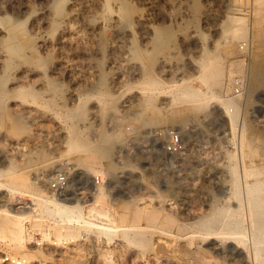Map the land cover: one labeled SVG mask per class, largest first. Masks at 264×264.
<instances>
[{"label": "rangeland", "instance_id": "rangeland-1", "mask_svg": "<svg viewBox=\"0 0 264 264\" xmlns=\"http://www.w3.org/2000/svg\"><path fill=\"white\" fill-rule=\"evenodd\" d=\"M39 1L18 0V5L25 8L22 9L25 10L24 14L6 15L8 24L16 34L14 45L6 48L7 46L2 43L3 40L0 39V58L3 56L0 59V207L11 212L32 214L31 211H37V216L59 218L69 224L67 226L69 228L66 227L63 231L59 228L57 235L64 236L71 242L79 239L83 234L85 239L81 242L76 241L65 249L54 247L41 249L28 243L24 225L26 218L22 219L23 240L21 241L14 238L17 225L12 224L11 217L2 214L1 216H5L7 230H0V264H5L1 261L4 253L21 257L22 253L17 244L22 243L27 246V253L30 256L29 261H26L27 264H258L259 262L264 264V233L261 232L264 229L262 228L264 227V193L262 194L259 188H254L256 190L252 188L256 183L261 185V178H264V0L257 3L258 6L253 0H246L244 2L246 8L243 12L236 11L237 14L231 11L229 16L220 12L215 6V15L210 18L211 20L209 19V22L218 26L216 30L203 24L205 0H186L189 5H193L194 12L188 16L184 14L183 17L180 15L181 3L158 0L160 15L156 14L150 20L145 46H141L142 43L138 38L128 45L129 52L126 53L129 58L128 64L119 67L110 63L107 46L95 47L96 55L91 57L93 59L91 66L97 74L95 77L87 78L89 81L81 77L82 79L79 78L75 82L66 76L53 80L49 75V66L53 61L52 53L42 55L38 47L31 43L35 35L32 34L30 21L38 9ZM208 1L214 2V0ZM262 11L263 13H260ZM134 13L138 11L135 10ZM232 14L233 16H230ZM229 17H233L231 21ZM159 20L161 23L158 22ZM238 20L241 22L240 26L235 24ZM191 21L195 26L188 29L186 23ZM241 32H243L242 37ZM156 44L157 48H155ZM26 65L37 67L44 65L42 68L39 67L37 79L40 84L18 81L19 71ZM203 67L207 69L203 71ZM8 68L14 69L10 71ZM132 68L137 70L140 76L133 78L128 75L124 85L130 86L133 83L130 87L138 89L140 83L138 81L143 80L147 88L151 89L148 88L150 90L147 89L146 94L141 93L140 89H130L124 97L115 96L113 90L118 84V75ZM98 73L102 74L98 75ZM235 76L243 79V86L239 105L234 113V131L231 132L228 125L229 114L222 106L221 98L240 95L234 93L232 80ZM160 77H163L162 80ZM186 78H190L189 81H186ZM168 83L174 87L171 88ZM180 87H186L192 94H200V96L175 105L171 100L174 95H179ZM70 89L82 99L80 96L79 100L72 98L70 94L73 91ZM166 89H169L168 91L172 89L173 93L171 91L168 93ZM26 91L33 95H29ZM204 94L208 97L205 98ZM109 95L116 97V100L114 97L109 99ZM19 96L21 98H18ZM45 96L48 97L47 100ZM90 96L98 98L94 100L95 98ZM11 98L14 100L12 101ZM22 99L26 100L25 103ZM37 99L41 102H37ZM43 100L48 106H42L41 103L45 104ZM97 100H100L99 104ZM39 106L45 107L47 111L42 107L38 108ZM66 108L70 110L69 113ZM52 113L56 116L54 117ZM67 119L72 121L68 122ZM58 120L61 124H57ZM62 121L66 124H62ZM167 127L180 132L187 148L185 155H171L163 148V140L158 132L164 131ZM249 162L251 163L248 164ZM11 165L12 167H7ZM68 166L75 170L71 179L75 185L89 188L92 173H101L106 185H100L101 187L98 186L91 192L92 194L84 201L87 203L84 209L76 208L66 213L61 207L38 200L36 197L54 198L46 197L47 182ZM255 178L257 181L261 180L255 183ZM254 192L259 193V196ZM246 194L247 197H244ZM57 200L65 203L59 198ZM16 203H24L28 209L20 210ZM246 206H249V210ZM254 206L259 210L262 209V212L256 214ZM78 213L82 214L83 220L90 223L76 224L71 218ZM99 215L101 217L98 218ZM200 215L203 220L200 219ZM103 224L105 228L100 226ZM233 228L235 229L232 230ZM223 229L225 232H222ZM231 230L239 233L233 235ZM209 232L212 233L208 236L211 238L203 239L202 236ZM132 236L134 239L131 240ZM225 237L229 239L226 240ZM247 245L249 247L251 245V248L249 249ZM35 250L40 252L42 257L35 256Z\"/></svg>", "mask_w": 264, "mask_h": 264}, {"label": "bare ground", "instance_id": "bare-ground-1", "mask_svg": "<svg viewBox=\"0 0 264 264\" xmlns=\"http://www.w3.org/2000/svg\"><path fill=\"white\" fill-rule=\"evenodd\" d=\"M18 0H0V37H3V38H5V39H3V38H0L1 40H3V42L2 43H4L5 44V46H7L6 48H8L9 46H13L14 44H13V42H14V40L16 39V34H15V32H14V30H13V28L8 24L9 22H7V19H6V15L9 13V14H15V15H17V14H24V12H25V10H22L24 7L22 6H19L18 5V2H17ZM158 0H40L39 2V4L37 5L38 6V9L36 10V12L34 13V15H33V17H32V19H31V21H30V23H31V26H32V34H34L35 35V37L33 38V42H31V43H33V45H35L36 47H38V49H39V51L41 52V54L42 55H46L48 52H51L52 53V56H53V61H52V63H51V65L49 66V75H50V77L51 78H53V80H54V78H59V77H61V76H66V77H70L74 82L77 80V79H79V78H83V79H87V78H91V77H95V75L97 74L96 73V70L93 68V66H91L92 64H91V60H93L91 57L92 56H94V55H96V52H95V47H98V46H103V45H106L107 47H106V50H107V53H108V59H109V61H110V63H113V64H117V65H119V67L120 66H122V65H125V63H127L128 64V61H129V58H127V54H128V45L129 44H131L132 42H134L135 41V39L136 38H138L139 40H140V42L142 43L141 44V46H145V42H146V37H147V34H148V27H149V25H150V20H151V18L153 17V16H155L156 14H159L160 15V11H161V9H160V7H159V4H158V2H157ZM162 1H164V2H170V3H175V2H177V3H181V5H182V14H180L182 17L184 16V14L186 15V16H188V15H190V14H192V12H194V8H193V5L191 6V5H189L187 2H186V0H162ZM190 1V0H189ZM206 2V4H205V11H204V18H203V21H204V25H206V26H208V27H211L213 30H216V28L218 27H216L215 25H211L210 24V22H209V19L212 17V16H214L215 15V11H216V8H215V6L217 7V9L218 10H220V12H222V13H225V14H229V13H231V11H244V9L246 8L245 6H244V2L246 1V0H214V2L213 3H210L208 0H205ZM255 3H256V5L258 6V4L257 3H260V1L262 2V0H253ZM17 2V3H16ZM21 2V1H20ZM169 3V4H170ZM191 3V2H190ZM162 4V3H161ZM195 4V3H194ZM198 4V3H197ZM252 5H253V3H252ZM174 6V5H173ZM254 6H255V4H254ZM176 7V6H175ZM197 7V6H196ZM249 7H250V5H249ZM251 8V7H250ZM249 8V9H250ZM25 9V8H24ZM169 9V8H168ZM173 9V8H172ZM176 9H178V8H176ZM197 9V8H196ZM257 9V8H256ZM262 9V8H261ZM17 10H18V13H17ZM135 10H137L138 11V13H134V11ZM255 10V9H254ZM166 11V10H165ZM203 11V10H202ZM219 12V13H220ZM234 12V13H235ZM248 12V11H247ZM250 12V11H249ZM175 13V12H174ZM197 13V12H196ZM218 13V12H217ZM237 13V12H236ZM260 13H263V11L262 12H260ZM176 14V13H175ZM179 14V13H178ZM238 14V13H237ZM245 14H247V13H245ZM264 14V13H263ZM177 15V14H176ZM196 15V14H195ZM234 15H236V14H234ZM262 15V14H261ZM19 16V15H18ZM178 16V15H177ZM185 16V17H186ZM193 16V15H192ZM200 16V15H199ZM229 16V15H228ZM230 16H233V14L232 15H230ZM27 17V16H26ZM160 17V16H159ZM198 17V16H197ZM255 17V16H254ZM14 18V17H13ZM16 18V17H15ZM166 18V17H165ZM169 18V17H168ZM192 18H194V16L192 17ZM230 18V17H229ZM233 18V17H232ZM232 18H230L229 20L231 21V19ZM174 19H175V16H174ZM196 19V18H195ZM194 19V23L196 22V20ZM10 20V19H9ZM191 20V19H190ZM211 20V19H210ZM225 20V19H224ZM155 21V20H154ZM234 21V20H233ZM240 20H238V23H237V21L235 22V24L236 25H239L241 22H239ZM13 22V21H12ZM159 23H161V21L159 20L158 21ZM157 21H156V23H158ZM222 22V21H221ZM243 22V21H242ZM217 23V22H216ZM218 23H220V22H218ZM260 23H261V21H260ZM14 24V23H13ZM17 24V23H16ZM214 24V23H213ZM234 24V25H235ZM12 25V24H11ZM169 25V24H168ZM221 25V24H220ZM244 25V24H243ZM21 26V25H20ZM19 26V27H20ZM29 26V25H28ZM30 26V27H31ZM193 26H195V25H193L192 24V21L191 22H188V23H186V27L189 29V28H194ZM203 26V25H202ZM205 26V27H206ZM225 26V25H224ZM240 26V25H239ZM242 26V25H241ZM252 26V25H251ZM261 26V25H260ZM198 27V26H197ZM204 27V26H203ZM224 28V27H223ZM227 28V27H226ZM235 28V27H234ZM246 28V27H245ZM170 29V28H169ZM198 29V28H197ZM196 29V30H197ZM210 29V28H209ZM211 29V30H212ZM233 29V28H232ZM252 29V28H251ZM25 30V29H24ZM24 30H22V31H24ZM172 30V29H171ZM179 30V29H178ZM219 30V29H218ZM226 30V29H225ZM243 30V29H242ZM181 31V30H180ZM231 30H229V32H230ZM25 32V31H24ZM49 32H51V34H49ZM150 32V31H149ZM177 31H175V33H176ZM216 32V31H215ZM226 32V31H225ZM29 33H31V31L29 32ZM170 33V32H169ZM174 33V32H173ZM172 33V34H173ZM195 33H197V32H195ZM191 34V33H190ZM224 34V33H223ZM232 34H233V32H232ZM33 35V36H34ZM187 35V34H186ZM195 35V34H194ZM193 35V36H194ZM225 35V34H224ZM229 35V34H228ZM242 35H243V32H241V37H242ZM245 35V34H244ZM171 36V35H170ZM205 35H203V37H204ZM235 36V35H234ZM237 36V35H236ZM29 37V36H28ZM165 37V36H164ZM167 37H168V35H167ZM226 37V36H225ZM229 37V36H228ZM185 38V37H184ZM198 38V37H197ZM196 38V39H197ZM222 38H223V35H222ZM235 38V37H234ZM167 39V38H166ZM185 39H187V38H185ZM189 39V38H188ZM216 39V38H215ZM159 40H160V38L158 39V42H159ZM219 40V39H218ZM199 42V41H198ZM203 42V41H202ZM217 42V41H216ZM158 44V43H157ZM157 44L155 45L156 47L155 48H157ZM1 46V45H0ZM4 46V45H3ZM2 46V47H3ZM252 46V45H251ZM34 48V47H33ZM141 48V47H140ZM14 49H15V47H14ZM143 49V48H142ZM141 49V50H142ZM16 50V49H15ZM144 50V49H143ZM142 50V51H143ZM1 51V50H0ZM17 51V50H16ZM138 51H139V49H138ZM4 52H7V51H4ZM14 52V51H13ZM19 52V51H18ZM18 52L16 53V54H18ZM25 52V51H24ZM27 52V51H26ZM145 52V51H144ZM9 53V52H8ZM39 53V52H38ZM127 53V54H126ZM146 53H148V52H146ZM11 54V53H10ZM142 54H143V52H142ZM3 55V54H2ZM1 56V55H0ZM5 56V55H4ZM6 56H7V54H6ZM22 57V56H21ZM20 57V58H21ZM39 57V56H38ZM44 57V56H43ZM145 57V56H144ZM2 58H3V56H2ZM2 58H0V59H2ZM10 59H11V57H9ZM41 58V57H40ZM94 58V57H93ZM143 58V57H142ZM101 59V58H100ZM135 59V58H134ZM29 60V59H28ZM41 60H44V59H41ZM166 60V59H165ZM164 60V61H165ZM7 61H8V59H7ZM16 61H18V59H16ZM131 61V60H130ZM144 61V60H143ZM210 61V60H209ZM12 62V61H11ZM34 62V61H33ZM167 62V61H166ZM8 63V62H7ZM198 63V62H197ZM16 64V63H15ZM20 64V63H19ZM95 64V63H94ZM100 64H102V63H100ZM147 64V63H146ZM200 64H202V63H200ZM6 65V64H5ZM10 65H11V63H10ZM21 65V64H20ZM23 65V64H22ZM143 65V64H142ZM42 66V65H41ZM44 66V65H43ZM42 66V67H43ZM107 66H109V65H107ZM201 66V65H200ZM16 67V66H15ZM40 67V66H39ZM37 67L36 65H31V66H24V67H22L21 69H20V71H19V74H18V81L19 82H25V81H30V82H38V84H40V82L38 81L39 79H37L38 78V75H39V70H40V68H42V67ZM202 67V66H201ZM12 68V67H11ZM122 68V67H121ZM200 68V67H199ZM205 67H203L202 69H203V71L204 70H206L207 68H205ZM9 69V68H8ZM14 69V68H13ZM13 69H11V70H13ZM171 69V68H170ZM201 69V70H202ZM10 70V69H9ZM10 70V71H11ZM113 70V69H112ZM201 70H200V73H201ZM208 70H210V69H208ZM103 71V70H102ZM117 71V70H116ZM127 71V70H126ZM126 71H123L122 73H120L119 75H118V73H117V75H118V84L117 85H115V89L113 90V92H114V94H115V96H119L120 98L121 97H124L126 94H127V92L131 89V90H135V89H132L130 86L131 85H133V83L131 84L130 82V86H129V84H128V86L127 85H124V81H125V78H127L128 77V75L129 76H132L133 78L134 77H139L140 75H139V72L137 71V70H133V68L131 69V70H129L128 72H126ZM159 71V70H158ZM170 71V70H169ZM172 71H174V70H172ZM101 72V71H100ZM10 73V72H9ZM109 73V72H108ZM151 73H153V72H151ZM150 73V74H151ZM200 73H198V74H200ZM12 74V73H11ZM11 74H10V76H11ZM42 74V73H41ZM99 74H102V73H98V75ZM154 74V73H153ZM160 74V73H159ZM8 75V74H7ZM46 75V74H45ZM103 75H105L104 73H103ZM155 75V74H154ZM202 75V74H201ZM9 76V77H10ZM16 76V75H15ZM114 76V75H113ZM156 76V75H155ZM203 76V75H202ZM44 77V76H43ZM42 77V78H43ZM188 77V76H187ZM189 77H191V76H189ZM194 77V76H193ZM197 77V76H196ZM6 78V77H5ZM81 78V79H82ZM105 77H103V79H104ZM141 78V77H140ZM163 78V77H162ZM162 78L160 77V79L162 80ZM182 78H184V77H182ZM62 79H63V77H62ZM94 79V78H93ZM175 79H177V78H175ZM190 79V78H189ZM189 79H187L186 78V81H189ZM58 80V79H57ZM64 80V79H63ZM63 80H61V81H63ZM88 80V79H87ZM110 80V79H109ZM113 80V79H112ZM133 80V79H132ZM136 80V79H135ZM145 80V79H144ZM17 81V80H16ZM41 81H43L42 79H41ZM56 81V80H55ZM60 81V80H59ZM79 81V80H78ZM85 81V80H84ZM89 81V80H88ZM182 81H184V80H182ZM185 81V82H186ZM50 82V81H49ZM53 82V81H52ZM52 82H51V84H52ZM93 82V81H92ZM92 82H90V83H92ZM98 82V81H97ZM110 82H112V81H110ZM138 82H140V83H138L139 84V86H138V89H140V92L141 93H147V89L148 88H150V87H148L147 88V86H146V84H144V82H143V80H139ZM161 82V81H160ZM162 82H164V81H162ZM168 82V81H167ZM17 83V82H16ZM45 83V82H44ZM60 83V82H59ZM58 83V84H59ZM63 83V82H62ZM147 83V82H146ZM165 83V82H164ZM174 83V82H173ZM19 84H21V83H19ZM29 84V83H28ZM32 84V83H31ZM34 84V83H33ZM64 84V83H63ZM79 84V83H78ZM82 84V83H81ZM88 84H89V82H88ZM93 84V83H92ZM137 84V83H136ZM135 84V85H136ZM137 84V85H138ZM172 84V83H171ZM176 84V83H175ZM177 84H179L178 82H177ZM177 84H176V86H177ZM24 85V84H23ZM47 85H48V82H47ZM60 85V84H59ZM77 85V84H76ZM87 85V84H86ZM165 85H166V83H165ZM168 85H170L169 83H168ZM181 85V84H180ZM190 84H188V86H189ZM13 86V85H12ZM16 86H19V85H16ZM63 86V85H62ZM71 86V85H70ZM79 86V85H78ZM77 86V87H78ZM104 86V85H103ZM126 86V87H125ZM151 86V85H150ZM171 86V85H170ZM186 86V85H185ZM187 86V87H188ZM38 87V86H37ZM53 87H55V86H53ZM53 87H51V88H53ZM59 87H61V86H59ZM77 87H76V89H77ZM80 87V86H79ZM84 88L86 87L85 85L83 86ZM107 87V86H106ZM110 87V86H109ZM152 87V86H151ZM172 87H174V86H171V88ZM14 88V87H13ZM22 88V87H21ZM25 88V87H24ZM29 88V87H28ZM49 88V87H48ZM58 88V87H57ZM62 88V87H61ZM61 88H60V90H59V88H58V90L59 91H62L61 90ZM108 88V87H107ZM106 88V89H107ZM155 88V87H154ZM181 88V87H180ZM188 88H190V87H188ZM188 88H186V87H184V88H181L180 90H181V92L179 93V95L177 94L176 96L174 95V97H173V99L171 100V102L172 103H175V105L177 104L178 105V103L180 104V102H182V101H186V100H188V101H191V100H193L194 98H197L198 96H200V94L199 95H197V94H192L190 91H189V89ZM34 89V88H33ZM42 89H44V88H41V90ZM75 89V90H76ZM97 89V88H96ZM138 89H136V90H138ZM151 89V88H150ZM150 89H148V90H150ZM175 89V88H174ZM179 89V88H178ZM2 90V89H1ZM9 90H10V88H9ZM16 90V89H15ZM18 91H19V89H17ZM21 90V89H20ZM25 90V89H24ZM45 90V89H44ZM84 90V89H83ZM110 90V89H109ZM112 90V89H111ZM155 90V89H154ZM158 89H156V91H157ZM167 91L169 90V89H166ZM172 90V89H171ZM170 90V91H171ZM176 90V89H175ZM190 90H192V89H190ZM196 90V89H195ZM11 91V90H10ZM51 91V90H50ZM49 91V92H50ZM70 91H73V90H71L70 89ZM88 91V90H87ZM98 91V90H97ZM107 91H108V89H107ZM162 91V90H161ZM170 91H168V93L170 92ZM25 92V91H24ZM27 92V91H26ZM52 92H53V89H52ZM99 92H100V90H99ZM112 92V91H111ZM137 92V91H136ZM148 92H150V91H148ZM163 92V91H162ZM172 92V91H171ZM203 92V91H202ZM7 93H9V92H7ZM27 93H29V92H27ZM37 93V92H36ZM35 93V94H36ZM43 93V92H42ZM51 93V92H50ZM78 93H80V92H78ZM77 93V94H78ZM84 93V95H85V92H83ZM88 93V92H87ZM92 93V92H91ZM90 93V94H91ZM106 93V92H105ZM104 93V94H105ZM110 93V92H109ZM156 93V92H155ZM157 93H159V91H157ZM173 93V92H172ZM10 94V93H9ZM8 94V95H9ZM19 94V93H18ZM23 94V93H22ZM25 94V93H24ZM30 94H32V93H29V95ZM46 94V93H45ZM57 94V93H56ZM56 94H55V96H56ZM61 94V93H60ZM97 94V93H96ZM99 94V93H98ZM101 95H102V93H100ZM113 94V95H114ZM160 94V93H159ZM159 94H157V95H159ZM202 94V93H201ZM207 94V93H206ZM240 94V93H239ZM28 94H27V96H29ZM33 95V94H32ZM59 95V94H58ZM69 95V94H68ZM67 95V96H68ZM71 95V97L72 98H74L75 97V100H79V98L81 97L80 95V97L78 96V95H76L75 94V92L73 91L72 92V94H70ZM83 95V96H84ZM87 95V94H86ZM89 95V94H88ZM92 95H94V93H92ZM112 95V94H111ZM150 95V94H149ZM205 95V94H204ZM203 95V96H204ZM1 96H3L2 94H1ZM6 96V95H5ZM16 96V95H15ZM18 96V95H17ZM16 96V97H17ZM21 96H23V95H21ZM21 96H19L18 98H21ZM26 96V97H27ZM60 96V95H59ZM58 96V97H59ZM61 96H62V94H61ZM60 96V97H61ZM105 96V95H104ZM138 96H139V94H138ZM137 96V97H138ZM145 96V95H144ZM153 96V95H152ZM215 96V95H214ZM239 96H241V94L240 95H236V96H232V97H229V96H227L226 98L224 97V98H221V103L223 104L222 106H224V108H225V110H226V112L229 114V116H228V119H229V122H228V125H229V129H230V131L231 132H233L234 131V125H235V123H234V117H235V110L238 108V105H239ZM10 97V96H9ZM12 97V96H11ZM25 97V98H26ZM32 97H34V96H32ZM79 97V98H78ZM90 97H94V96H90ZM89 97V99H91ZM99 97H100V95H99ZM101 97H103V96H101ZM108 97V96H107ZM110 97H114V96H110L109 95V99H111ZM154 97H155V95H154ZM154 97H152L153 99H154ZM158 97V96H157ZM205 98L206 97H208V96H204ZM203 97V98H204ZM221 97H223V95H221ZM229 97V98H228ZM15 98V97H14ZM23 99H24V97H22ZM29 98V97H28ZM45 98H46V96H45ZM48 98V97H47ZM47 98H46V100H47ZM84 99L83 100H85L86 98L85 97H83ZM95 99L94 100H96L98 97L96 96V97H94ZM106 98V97H105ZM115 98V100H116V97H114ZM119 98V99H120ZM145 98V97H144ZM143 98V99H144ZM210 98V97H209ZM213 98V97H212ZM9 99V98H8ZM7 99V100H8ZM13 98H11V100H12ZM22 99V102H24L25 103V101L26 100H23ZM33 99V98H32ZM36 99V98H35ZM43 99V98H42ZM41 99V100H42ZM56 99V98H55ZM81 99H82V97H81ZM104 99V98H103ZM108 99V98H107ZM108 99V100H109ZM118 99V100H119ZM139 99V98H138ZM142 99V100H143ZM146 99V98H145ZM208 99V98H207ZM217 99L218 100H220L219 99V97H217ZM14 100V99H13ZM12 100V101H13ZM15 100H16V98H15ZM19 100V99H18ZM30 100V99H29ZM38 100V99H37ZM37 100H35V101H37ZM88 100V99H87ZM107 100V101H108ZM124 100H125V98H124ZM44 101V100H43ZM86 101V100H85ZM85 101H84V103H85ZM99 101L100 100H97V102H98V104H99ZM106 100H104V102H105ZM146 101V100H145ZM37 102H41L40 100H38ZM45 102V101H44ZM81 103H82V100L80 101ZM96 102V101H95ZM104 102H102L103 104H104ZM112 102V101H111ZM124 102H126V100L124 101ZM132 102V101H131ZM144 102V101H143ZM146 102H148V101H146ZM152 102V100H150V103ZM154 102V101H153ZM201 102V101H200ZM200 102H197V103H200ZM28 103V102H27ZM31 103V102H30ZM29 103V104H30ZM56 103V102H55ZM75 103V102H74ZM77 103V102H76ZM80 103V104H81ZM149 103V104H150ZM190 103V102H189ZM192 103V102H191ZM18 104V103H17ZM22 104V103H21ZM31 104H33V102L31 103ZM42 104V106H48L47 104H46V102H45V104H43V103H41ZM41 104H39V105H41ZM71 104V103H70ZM79 104V103H78ZM79 104V105H80ZM106 104H110V103H107L106 102ZM126 104V103H125ZM139 104V103H138ZM171 104V103H170ZM37 105H38V103H37ZM54 105V104H53ZM79 105H77L76 104V106H79ZM83 104H81V106H82ZM151 105V104H150ZM186 105V104H185ZM193 105H195L194 104V102H193ZM221 105V104H220ZM16 106V105H15ZM20 106V105H19ZM21 106H23V105H21ZM36 106V105H35ZM42 106H39L38 108H41ZM62 106V105H61ZM65 106V105H64ZM104 106H105V104H104ZM107 106V105H106ZM124 106V105H123ZM126 106H127V104H126ZM125 106V107H126ZM129 106V105H128ZM138 106V105H137ZM147 106V105H146ZM145 106V107H146ZM152 106V105H151ZM150 106V107H151ZM197 106H198V104H197ZM196 106V107H197ZM200 106V105H199ZM26 107V106H25ZM52 107V106H51ZM69 107V106H68ZM96 107V106H95ZM149 107V106H148ZM178 107V106H177ZM195 107V106H194ZM46 108H48V107H46ZM70 108V107H69ZM73 108V107H72ZM75 109L74 110H76V107H74ZM78 108V107H77ZM104 108V107H103ZM106 108V107H105ZM222 108V107H221ZM42 109H45V107L43 108L42 107ZM55 109V108H54ZM57 109V108H56ZM79 109H81L82 110V108H80L79 107ZM130 109V108H129ZM145 109V108H144ZM173 109V108H172ZM23 110V109H22ZM46 111H47V109H45ZM51 110V109H50ZM64 110H65V108H64ZM66 110H67V108H66ZM99 110V109H98ZM48 111H49V109H48ZM68 111V113L70 112V110H67ZM72 111V110H71ZM140 111V110H139ZM142 111V110H141ZM222 111V110H221ZM30 112V111H29ZM36 112V111H35ZM74 112V114H75V111H73ZM97 112V111H96ZM38 113V112H37ZM43 113V112H42ZM54 113V112H53ZM53 113H52V115H53ZM57 112H55L54 114H56ZM68 113H67V115H68ZM76 113H77V111H76ZM105 113V112H104ZM136 113V112H135ZM140 113V112H139ZM48 114V113H47ZM66 115V114H65ZM70 115V114H69ZM97 115V114H96ZM103 115V114H102ZM48 116H49V114H48ZM50 116H51V114H50ZM54 117L56 116V115H53ZM72 116V115H71ZM94 116V115H93ZM60 117V116H59ZM132 117H134V114H133V116ZM69 118V117H68ZM93 118H95V117H93ZM98 118V117H97ZM124 118V117H123ZM37 119V118H36ZM51 119H52V117H51ZM63 119V118H62ZM62 119H60V120H62ZM72 119H74V116H73V118ZM48 120V119H47ZM60 120H58L57 121V124H61V121ZM68 120V122H70V121H72V120H70V119H67ZM66 120V121H67ZM97 120V119H96ZM34 121V120H33ZM43 121V120H42ZM49 121V120H48ZM65 121V120H64ZM63 122V121H62ZM89 122V121H88ZM93 122H94V120H93ZM39 124H40V122H39ZM62 124H66L65 122H63ZM71 124V123H70ZM69 124V125H70ZM100 124V123H99ZM35 125V124H34ZM68 125V126H69ZM80 125V124H79ZM91 125V124H90ZM71 126V125H70ZM37 127V126H36ZM39 127V126H38ZM54 127H55V125H54ZM59 127V126H58ZM65 127V126H64ZM96 127H98L97 125H96ZM101 127V126H100ZM235 127H237V126H235ZM116 128V127H115ZM241 128H242V126H241ZM58 129V128H57ZM97 129V128H96ZM243 129V128H242ZM99 130V129H98ZM114 131V130H113ZM115 132V131H114ZM241 132V131H240ZM75 133V132H74ZM77 133V132H76ZM97 133V132H96ZM245 133V132H244ZM244 133H241V134H243L244 135ZM98 134V133H97ZM103 134V133H102ZM101 135V134H100ZM75 136H76V134H75ZM81 136V135H80ZM83 136V135H82ZM67 137H69V136H67ZM102 137V136H101ZM104 137H105V135H104ZM103 137V138H104ZM231 137H232V134H231ZM234 137V136H233ZM239 137V136H238ZM70 138V137H69ZM245 138V137H244ZM71 139V138H70ZM81 140V139H80ZM84 140V139H83ZM100 140V139H99ZM85 141V140H84ZM94 141V140H93ZM239 141V140H238ZM243 141H245V140H243ZM68 142V141H67ZM71 142V141H70ZM82 142V141H81ZM80 142V143H81ZM79 143V142H78ZM77 143V144H78ZM244 143V142H243ZM75 144V143H74ZM77 144H76V146H77ZM84 144H86V143H84ZM98 144V143H97ZM239 144V143H238ZM72 145H73V143H72ZM79 145V144H78ZM241 145V144H240ZM80 146V145H79ZM92 146V145H91ZM98 146V145H97ZM245 146V145H244ZM246 146H248V145H246ZM70 147V146H69ZM93 147V146H92ZM250 147V146H249ZM72 148V147H71ZM74 148V147H73ZM88 147H86V149H87ZM94 148V147H93ZM241 148V147H240ZM75 149H76V147H75ZM92 149V148H91ZM96 149V148H95ZM242 149H243V147H242ZM247 149V148H246ZM88 150V149H87ZM104 151V150H103ZM106 151V150H105ZM104 151V152H105ZM242 151V150H241ZM247 151V150H246ZM92 152V151H91ZM97 152V151H96ZM247 153V152H246ZM241 154V153H240ZM105 155V154H104ZM247 155V154H246ZM110 156V155H109ZM233 156V155H232ZM241 156V155H240ZM95 157V156H94ZM107 157V156H106ZM109 158V157H108ZM232 158V157H231ZM245 158V157H244ZM103 159V158H102ZM233 160V159H232ZM242 160V159H241ZM263 160V159H262ZM245 162V161H244ZM231 163V162H230ZM251 162H249L248 164H250ZM245 164H247V163H245ZM230 165V164H229ZM243 165V164H242ZM253 165V164H252ZM234 166V165H233ZM7 167H12V165L11 166H7ZM232 167V166H231ZM254 167V166H253ZM14 168V167H13ZM8 169V168H7ZM10 169V168H9ZM12 169V168H11ZM5 170V169H4ZM13 170H15V169H13ZM254 170V169H253ZM256 170V169H255ZM17 171V170H16ZM243 171H244V168H243ZM1 172V171H0ZM236 173V172H235ZM245 173V172H244ZM253 173V172H252ZM256 173V172H255ZM101 174V173H100ZM257 174V173H256ZM17 175V174H16ZM249 175H251V174H249ZM259 175V174H258ZM254 176V175H253ZM252 176V177H253ZM257 176V175H256ZM237 177V176H236ZM244 177H246V176H244ZM233 178V177H232ZM232 178H230V179H232ZM249 178H250V176H249ZM245 179V178H244ZM256 180L254 181L255 183H256V181H257V178H255ZM262 179V180H261ZM260 180H258V181H260V184L261 185H258V183H256L254 186H252V188L254 189V188H259L260 190L259 191H262V194L264 193L263 192V190H264V178H261ZM242 180V179H241ZM18 181V180H17ZM26 181V180H25ZM245 181V180H244ZM249 181V180H248ZM250 181H252V180H250ZM257 181V182H258ZM236 182V181H235ZM246 183V182H245ZM33 184V183H32ZM251 184H253V183H251ZM236 185V184H235ZM240 185V184H239ZM233 186V185H232ZM243 186V185H242ZM248 186V185H247ZM101 187V186H100ZM231 187V186H230ZM241 187V186H240ZM245 187H246V185H245ZM246 188H248V187H246ZM100 189V188H99ZM238 189V188H237ZM249 189V188H248ZM251 189V188H250ZM11 190V189H10ZM232 190V189H231ZM235 190V189H234ZM254 190H256V189H254ZM11 191H13V190H11ZM237 191V190H236ZM246 191V190H245ZM242 192V191H241ZM248 192V191H247ZM246 192V193H247ZM256 192V191H255ZM254 192V193H255ZM12 193V192H11ZM236 193V192H235ZM253 193V194H254ZM261 193V192H260ZM237 194V193H236ZM249 194V193H248ZM248 194H246V196H244V197H247V195ZM259 193H255V195L256 196H259L258 195ZM250 195V194H249ZM252 195V194H251ZM260 196H262L261 194H260ZM30 197V196H29ZM33 197V196H32ZM229 197V196H228ZM233 197V196H232ZM241 197V196H240ZM252 197V196H251ZM251 197H250V199H251ZM264 197V196H263ZM263 197H262V199H263ZM38 200H41V201H44V202H47V203H52L53 205H56V206H59V207H61V209L63 210V211H65L66 213L67 212H72L73 210H75L76 208L77 209H79L78 207H76V206H70V205H67L66 203H61L60 201H58L57 200V198H45V196H44V198H41V197H36ZM35 198V199H36ZM238 198V197H237ZM253 198H254V196H253ZM215 200V199H214ZM213 200V201H214ZM238 200V199H237ZM244 200V199H243ZM252 200V199H251ZM250 200V201H251ZM258 200V199H257ZM36 201V200H35ZM245 201V200H244ZM256 201V200H255ZM259 202H260V200H258ZM257 201V202H258ZM37 202H39V201H37ZM249 202V201H248ZM257 202H255V203H257ZM41 203V202H40ZM241 203V202H240ZM245 203V202H244ZM252 203V202H251ZM42 204V203H41ZM243 204V203H242ZM241 204V205H242ZM254 204V203H253ZM260 204V203H259ZM37 205V204H36ZM39 205V204H38ZM249 205V204H248ZM252 205V204H251ZM255 205V204H254ZM253 206V205H252ZM256 206H257V204H256ZM256 206H254L253 207V209H254V212L256 213V214H260V212H262L261 210H259V208H257ZM264 206V205H263ZM262 206V207H263ZM216 207V206H215ZM218 207H220V206H218ZM247 207V206H246ZM38 208H39V206H38ZM37 208V209H38ZM58 208V207H57ZM222 208V207H221ZM220 208V209H221ZM227 208V207H226ZM242 208V207H241ZM249 208V206L247 207V209ZM48 209V208H47ZM229 209V208H228ZM237 209V208H236ZM252 209V210H253ZM81 210V209H80ZM103 210V209H102ZM215 210H217L216 208H215ZM214 210V211H215ZM237 210H239V207H238V209ZM236 210V211H237ZM241 210V209H240ZM242 210H243V208H242ZM249 210V209H248ZM52 211V210H51ZM82 212V211H81ZM209 212H210V210H209ZM213 212V211H212ZM220 212H222V211H220ZM240 212V211H239ZM84 213V212H83ZM225 213V212H224ZM228 213H229V210H228ZM230 213H232V212H230ZM248 213V212H247ZM264 213V212H263ZM7 215V216H9V217H11L12 218V224H16L17 225V228H16V230H15V236H14V238L15 239H17L18 238V240H23V227H22V219H24V218H29V217H34L35 215L34 214H29V213H17V212H11V211H9V210H7L6 208H2V207H0V219H2L1 221H0V230L2 231V230H5L7 227H6V222H5V216H1V215ZM97 214H98V212H97ZM209 213H207V215H208ZM252 214V213H251ZM254 214V213H253ZM252 214V215H253ZM72 215V214H71ZM82 214H75V215H72V217H74V218H71L76 224H80V223H83V224H87L88 222L87 221H85V220H83V218L84 217H82L81 216ZM206 215V216H207ZM219 215V214H218ZM218 215H216V216H218ZM242 215V214H241ZM250 215V214H249ZM255 215V214H254ZM253 215V216H254ZM261 215H263V214H261ZM102 216H104V215H102ZM147 216H149V215H147ZM153 216V215H152ZM151 216V217H152ZM201 216V215H200ZM212 216V215H211ZM221 216V215H220ZM223 216V215H222ZM229 216V215H228ZM240 216V215H239ZM256 216V215H255ZM258 216V215H257ZM70 217V216H69ZM99 217H101L100 215L98 216V218ZM248 217V216H247ZM259 217V216H258ZM261 217V216H260ZM263 217H264V215H263ZM67 218V217H66ZM149 218V217H148ZM153 218V217H152ZM207 218H209V217H207ZM207 218H205V219H207ZM213 218V217H212ZM229 218V217H228ZM227 218V219H228ZM230 218H232V217H230ZM150 219V218H149ZM199 219V218H198ZM200 219H202V216H201V218ZM199 219V220H200ZM204 219V220H205ZM222 219V218H221ZM238 219V218H237ZM9 220V219H8ZM25 220V219H24ZM203 220V219H202ZM201 220V221H202ZM215 220V219H214ZM217 220V219H216ZM225 220V219H224ZM230 220V219H229ZM231 220H233V219H231ZM239 220V219H238ZM219 221H220V218H219ZM227 221V220H226ZM235 221V220H234ZM242 221V220H241ZM247 221V220H246ZM245 221V222H246ZM69 222H71L70 220H69ZM194 222H196V221H194ZM232 222V221H231ZM240 222V221H239ZM8 223V222H7ZM90 223V222H89ZM88 223V224H89ZM190 223V222H189ZM213 223H214V221H213ZM228 223V222H227ZM226 223V224H227ZM242 223V222H241ZM11 224V225H12ZM102 224V223H101ZM112 224V223H111ZM197 224V223H196ZM195 224V225H196ZM210 224V223H209ZM231 224V223H230ZM239 224V223H238ZM247 224V223H246ZM93 225V224H92ZM108 225H110V224H108ZM107 225V226H108ZM113 225V224H112ZM194 225V226H195ZM198 225H200V224H198ZM211 225H212V223H211ZM234 226H235V224H233ZM254 225V224H253ZM258 225V224H257ZM256 225V226H257ZM262 225V224H261ZM98 226V225H97ZM101 227L103 226L104 228H105V226H104V224L103 225H100ZM225 227H227L228 226V224H227V226L226 225H224ZM238 226V225H237ZM242 226V225H241ZM241 226H240V228H241ZM6 227V228H5ZM13 227V226H12ZM199 227V226H198ZM204 227V226H203ZM205 227H206V225H205ZM212 227H214V225L212 226ZM217 227V226H216ZM223 227V226H222ZM254 227V226H253ZM259 227V226H258ZM67 228H69V227H67ZM106 228H108V227H106ZM111 227H109V229H110ZM141 228V227H140ZM139 228V229H140ZM145 228V227H144ZM196 228V227H195ZM208 228V227H207ZM220 228V227H219ZM224 228V227H223ZM230 228V227H229ZM238 228V227H237ZM248 228H250V227H248ZM262 228H264V227H262ZM10 229V228H9ZM101 229H103V228H101ZM112 229V228H111ZM141 229H143V228H141ZM146 229V228H145ZM209 229V228H208ZM235 228H233L232 230H234ZM7 230V229H6ZM14 230V229H13ZM71 230V229H70ZM106 230H108V229H106ZM113 230V229H112ZM200 230V229H199ZM210 230H213V229H211L210 228ZM225 229H223V231L222 232H225L224 231ZM232 230H231V232H232ZM240 230V229H239ZM248 230V229H247ZM260 230V229H259ZM105 231V230H104ZM110 231V230H109ZM137 231H138V228H137ZM140 231V230H139ZM245 231V230H244ZM256 231V230H255ZM261 231V230H260ZM260 231H257L258 233L260 232ZM101 232H103V231H101ZM107 233H108V231H106ZM105 232V233H106ZM200 232H202V230L200 231ZM213 232V231H212ZM214 232H216V231H214ZM229 232V231H228ZM243 232V231H242ZM253 232V231H252ZM262 233H264V229L261 231ZM136 233V232H135ZM138 233V232H137ZM220 233V232H219ZM235 234V235H237L236 233H239V232H232V234ZM240 233H241V231H240ZM245 233V232H244ZM134 234V233H133ZM212 233H206V235L205 236H202V238L203 239H206V238H211V237H208L209 235H211ZM233 234V235H234ZM246 234V233H245ZM253 234H255V233H253ZM252 234V235H253ZM214 235V234H213ZM212 235V236H213ZM216 235V234H215ZM240 235V234H239ZM250 234H248V236H249ZM257 235H259V234H257ZM11 236V235H10ZM137 236V235H136ZM221 236V235H220ZM245 236V235H244ZM254 236V235H253ZM9 237V236H8ZM25 237V236H24ZM222 237V236H221ZM224 237V236H223ZM226 237H227V235H226ZM226 237H225V239H226ZM230 237H232V236H230ZM257 237V236H256ZM264 237V236H263ZM11 238H12V236H11ZM73 238V237H72ZM236 238H238V237H236ZM241 238V237H240ZM243 238H245V237H243ZM25 239V238H24ZM132 239H134V236H132V238H131V240ZM136 239V238H135ZM229 239V238H228ZM228 239H226V240H228ZM231 239V238H230ZM233 240H234V237L232 238ZM242 239V238H241ZM246 239V238H245ZM262 239V238H261ZM264 239V238H263ZM11 240H13V239H11ZM130 240V239H129ZM130 240V241H131ZM140 240H142V239H140ZM237 240V239H236ZM236 240H235V242H236ZM10 241V240H9ZM21 241H20V243H21ZM136 242H137V240H135ZM147 241V240H146ZM149 241V240H148ZM223 241V240H222ZM259 241V240H258ZM264 241V240H263ZM19 242V241H18ZM133 242H134V240H133ZM253 242H255V241H253ZM257 242V241H256ZM260 242V241H259ZM14 243V242H13ZM16 243V242H15ZM239 243H240V241H239ZM242 243V242H241ZM240 243V244H241ZM256 244V243H255ZM15 245V244H14ZM239 245V244H238ZM242 245H243V243H242ZM256 245H260V244H256ZM264 245V244H263ZM248 246V245H247ZM17 247H19V250H20V252L22 253V256H21V258H23V259H25V261H29V255H28V253H27V246H25L23 243L22 244H17ZM238 247V246H237ZM249 247V246H248ZM253 247H255V246H253ZM233 248V247H232ZM251 248V245H250V247H249V249ZM257 248H259L258 246H257ZM18 250V251H19ZM240 250V249H239ZM255 250V249H254ZM253 250V251H254ZM36 251V254H35V256H37V257H42V254L40 253V252H38L37 250H35ZM250 251V250H249ZM258 251V250H257ZM31 252V251H30ZM64 252V251H63ZM62 252V253H63ZM259 252V251H258ZM61 253V252H60ZM251 253V252H250ZM260 253V252H259ZM248 254V253H247ZM61 255V254H60ZM81 255V254H80ZM251 255V254H250ZM45 256V255H44ZM252 256H253V254H252ZM261 256V255H260ZM263 256H264V254H263ZM262 256V257H263ZM81 258V257H80ZM257 258V257H256ZM253 260V259H252ZM263 260V259H262ZM262 260H260V261H262ZM257 261V260H256ZM259 261V260H258ZM264 261V260H263ZM253 262V261H252ZM261 262H259L258 264H260Z\"/></svg>", "mask_w": 264, "mask_h": 264}, {"label": "built area", "instance_id": "built-area-1", "mask_svg": "<svg viewBox=\"0 0 264 264\" xmlns=\"http://www.w3.org/2000/svg\"><path fill=\"white\" fill-rule=\"evenodd\" d=\"M234 86V93L239 94L242 91L243 79L240 76H235L232 80ZM159 136L163 140V148L171 155L182 156L185 155L187 148L179 131L172 127L165 128L164 131L158 132ZM75 174V170L68 166L63 170L56 173L47 182V196L57 197L67 205L76 206L80 209H84L87 205L84 201L92 194L98 186L106 185V181L103 179L100 173H92L90 186H78L71 180ZM50 192V193H49ZM18 209H28L24 203L15 204ZM34 217H29L24 220L25 232L28 238V243L39 248H59L65 249L74 242H81L85 238V234L74 242L64 236L57 235L58 229L62 231L69 224L60 220L59 218H51L44 216H37V211H31ZM35 224H39L35 226ZM60 236V237H58ZM1 261L5 264H27V262L21 257L13 256L11 254L4 253L1 257Z\"/></svg>", "mask_w": 264, "mask_h": 264}]
</instances>
